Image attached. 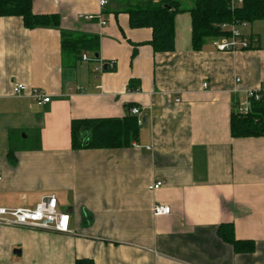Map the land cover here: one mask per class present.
<instances>
[{"label":"crops","instance_id":"obj_1","mask_svg":"<svg viewBox=\"0 0 264 264\" xmlns=\"http://www.w3.org/2000/svg\"><path fill=\"white\" fill-rule=\"evenodd\" d=\"M100 1L34 0L33 12L60 16L59 28L0 18V207L34 209L54 194L72 231L0 224V264H264V137L231 135L232 113L264 86V21L236 25L255 42L247 50L219 52L222 38L197 52L194 0H175L184 11L176 49L155 53L151 29H132L123 4ZM62 32L99 38L98 54L64 49ZM113 61L115 71L93 70ZM15 84L50 103L13 96ZM129 104L145 119L138 142L72 150L73 120L122 119ZM157 205L171 213L156 216ZM228 226L254 250L235 252L220 234Z\"/></svg>","mask_w":264,"mask_h":264},{"label":"trees","instance_id":"obj_2","mask_svg":"<svg viewBox=\"0 0 264 264\" xmlns=\"http://www.w3.org/2000/svg\"><path fill=\"white\" fill-rule=\"evenodd\" d=\"M123 4V11L129 15L132 29H151L153 37L148 44L155 53H172L176 49V18L184 12L175 0H116ZM34 0H0V18H21L28 30L37 28H59L61 18L58 15H39L33 12ZM192 19L191 48L202 51L208 40H218L230 36L224 26L254 24L264 21V0H243L241 6L232 7L228 0H194L189 11ZM64 49L80 54L92 52L98 54L99 38L75 39L62 32ZM252 44L253 40H249ZM142 45V44H141ZM138 47V46H136ZM137 49L135 48V54ZM97 62L98 58L94 56ZM109 63V62H105ZM108 70H111L107 68ZM116 67L111 71H115ZM130 81L128 88L136 91ZM136 106H126V116L122 119H77L71 123L72 150H113L131 147L138 142L140 128L137 118L131 114ZM231 135L233 138L264 137V104L252 102L248 115L234 111L231 116ZM11 155V154H10ZM222 239L233 246L237 253H249L254 250V242L240 241L234 236L232 226L220 232ZM76 264H92L77 261Z\"/></svg>","mask_w":264,"mask_h":264},{"label":"built area","instance_id":"obj_3","mask_svg":"<svg viewBox=\"0 0 264 264\" xmlns=\"http://www.w3.org/2000/svg\"><path fill=\"white\" fill-rule=\"evenodd\" d=\"M231 6H241L243 0H228ZM108 2L106 0L100 1L101 8H104ZM86 20L92 21L96 19L95 16H86ZM101 21L102 26H106V22L102 20L101 16H98ZM234 26H224L223 29L230 32V36L224 38L221 42H216V46L219 52H237L241 50H247L250 48L251 42L249 39L243 38ZM82 61L87 63L96 62L94 58L88 57L86 54L82 55ZM116 63L109 62L105 64H100L98 67H94V71H103L105 68L114 69ZM239 82V81H238ZM207 88L208 84H204ZM80 90V89H79ZM13 96L15 97H29L37 106H44L50 103V97L44 93L42 90L29 89L28 87L15 84L13 86ZM264 98V86L259 90H251L247 92V104L243 107H239L237 112L243 115H248L252 102H260ZM131 114L137 118L138 126L142 127L145 125V120L142 116V111L140 107L134 106L131 109ZM150 149V148H149ZM0 176V180H1ZM163 184L157 182L150 187V190H158ZM154 213L156 216L169 215L171 213V208L166 206L157 205L154 208ZM0 224L8 227H18V228H29L34 230L54 232L57 234H72L71 231V215L69 213H62L58 210V199L56 195L51 194L44 196L40 202L36 205L34 209H21V208H4L0 207Z\"/></svg>","mask_w":264,"mask_h":264},{"label":"rangeland","instance_id":"obj_4","mask_svg":"<svg viewBox=\"0 0 264 264\" xmlns=\"http://www.w3.org/2000/svg\"><path fill=\"white\" fill-rule=\"evenodd\" d=\"M59 211L61 212V210L59 209ZM65 213H67V212H65Z\"/></svg>","mask_w":264,"mask_h":264},{"label":"water","instance_id":"obj_5","mask_svg":"<svg viewBox=\"0 0 264 264\" xmlns=\"http://www.w3.org/2000/svg\"><path fill=\"white\" fill-rule=\"evenodd\" d=\"M97 57V56H96ZM145 120V119H144Z\"/></svg>","mask_w":264,"mask_h":264},{"label":"bare ground","instance_id":"obj_6","mask_svg":"<svg viewBox=\"0 0 264 264\" xmlns=\"http://www.w3.org/2000/svg\"><path fill=\"white\" fill-rule=\"evenodd\" d=\"M231 4V3H230Z\"/></svg>","mask_w":264,"mask_h":264}]
</instances>
